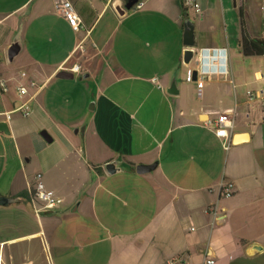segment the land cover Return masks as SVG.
I'll list each match as a JSON object with an SVG mask.
<instances>
[{"label":"crops","instance_id":"1","mask_svg":"<svg viewBox=\"0 0 264 264\" xmlns=\"http://www.w3.org/2000/svg\"><path fill=\"white\" fill-rule=\"evenodd\" d=\"M141 2L119 17L107 0H72L84 29L74 32L52 0H0V198L14 199L0 205L2 264H264V122L261 100L246 99L264 95V56L239 52L244 0H196L192 17L180 0ZM229 110L225 149L212 127ZM114 159L125 169L107 175ZM38 176L62 203L36 215L16 197ZM222 181L234 192L212 225Z\"/></svg>","mask_w":264,"mask_h":264},{"label":"built area","instance_id":"2","mask_svg":"<svg viewBox=\"0 0 264 264\" xmlns=\"http://www.w3.org/2000/svg\"><path fill=\"white\" fill-rule=\"evenodd\" d=\"M84 1V0H82ZM54 10L57 15L61 16L68 24V26L74 31L79 32L80 30H84L79 19L78 14L73 8L72 0H52ZM114 0H107L108 4H112ZM182 4L187 9H194L196 12L199 11V6L196 3V0H182ZM143 7V3L141 0H138L132 7L133 10H140ZM76 51H84L82 42H79L76 46ZM71 71L73 73H78L80 71V65L74 64L71 67ZM25 76V74H22ZM155 81V79H154ZM187 81H191V73H188ZM31 86H34L33 83H30ZM196 86V96L197 99H201L202 97V87H203V77L198 78L195 81ZM0 91H5V84L4 82L0 81ZM16 92L20 98H26L28 95V90L23 85H19L16 88ZM261 100L262 105V121L264 122V95L263 91L253 92L247 91L246 92V99L247 102H252L256 99ZM21 114L26 117L28 116V111L25 106V103L21 105L18 109ZM8 118V116H7ZM234 123V111L229 110L217 115L214 123H213V132L217 138L224 140V147L225 149L230 145L231 142V129ZM37 184L34 188H31L34 191V196L30 200L33 205V210L36 215H38L42 211H53L58 208L62 201L60 198L55 196L52 192L45 190L41 183L39 182V176L36 178ZM218 195V198L215 202L210 204L207 209L206 213L211 216L212 218V225L221 221L223 216L221 215V208L219 206V199H229L232 197L234 192V185L229 181H222L218 188L213 190ZM0 264L1 257H0ZM206 264H213V261L209 260Z\"/></svg>","mask_w":264,"mask_h":264},{"label":"water","instance_id":"3","mask_svg":"<svg viewBox=\"0 0 264 264\" xmlns=\"http://www.w3.org/2000/svg\"><path fill=\"white\" fill-rule=\"evenodd\" d=\"M138 0H114L112 3V8L116 12V14L119 17H122L126 14V12L130 11L133 7V5ZM183 45L187 47L188 49L183 54V63L189 64L193 57L194 53L190 49L194 45V32H193V26L189 21L184 23V32H183ZM22 40H21V29H19L14 36L10 46L6 50V60L8 63H12L13 60L20 54L22 51ZM202 63V61H201ZM67 76V77H66ZM192 80L196 79L197 76V70L192 71L191 73ZM61 78H72L73 76L71 74H68L66 72L60 73ZM177 89L175 86V82H172L170 86L167 89V93L169 95H177ZM3 124H1L2 126ZM46 141L50 142V140H47V134L45 132H41L40 134ZM125 169L124 163L121 159H114L110 163L104 166V171L107 175H113L118 172H122ZM14 202V199H8V198H0V205L7 206Z\"/></svg>","mask_w":264,"mask_h":264},{"label":"trees","instance_id":"4","mask_svg":"<svg viewBox=\"0 0 264 264\" xmlns=\"http://www.w3.org/2000/svg\"><path fill=\"white\" fill-rule=\"evenodd\" d=\"M181 2L182 15L187 11ZM239 17V52L243 57H259L264 56V38L252 35L243 17L241 9L238 8ZM249 27V26H248ZM34 196V191L30 189L27 193H21L16 198H27L31 200Z\"/></svg>","mask_w":264,"mask_h":264},{"label":"rangeland","instance_id":"5","mask_svg":"<svg viewBox=\"0 0 264 264\" xmlns=\"http://www.w3.org/2000/svg\"><path fill=\"white\" fill-rule=\"evenodd\" d=\"M239 9H241L243 17H245L246 26L251 33L255 32L253 35L264 38V0H244ZM188 14L192 17L193 11L188 9ZM14 63L11 65L7 64V67L14 68L16 62Z\"/></svg>","mask_w":264,"mask_h":264},{"label":"flooded vegetation","instance_id":"6","mask_svg":"<svg viewBox=\"0 0 264 264\" xmlns=\"http://www.w3.org/2000/svg\"><path fill=\"white\" fill-rule=\"evenodd\" d=\"M239 8V7H238Z\"/></svg>","mask_w":264,"mask_h":264}]
</instances>
